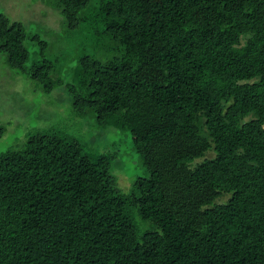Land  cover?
<instances>
[{"label":"trees","instance_id":"1","mask_svg":"<svg viewBox=\"0 0 264 264\" xmlns=\"http://www.w3.org/2000/svg\"><path fill=\"white\" fill-rule=\"evenodd\" d=\"M41 1L59 40L0 12L5 62L145 174L122 191L116 140L28 132L0 152V264H264V0Z\"/></svg>","mask_w":264,"mask_h":264},{"label":"rangeland","instance_id":"2","mask_svg":"<svg viewBox=\"0 0 264 264\" xmlns=\"http://www.w3.org/2000/svg\"><path fill=\"white\" fill-rule=\"evenodd\" d=\"M0 12L21 21L29 34H37L48 41L59 40L60 16L41 0H0ZM0 125L4 126L0 152L21 144L30 131L57 125L74 136L84 138L90 146L101 145L107 149L116 140L120 145V156L112 161L110 171L122 191H127L130 181L136 176L145 174L139 156L130 150L128 132L98 134L91 128V121L86 122L83 117L72 113L64 88L42 91L24 73L10 68L1 53Z\"/></svg>","mask_w":264,"mask_h":264}]
</instances>
